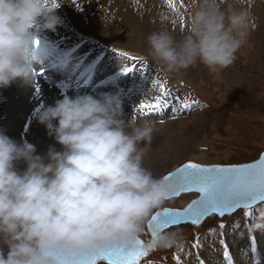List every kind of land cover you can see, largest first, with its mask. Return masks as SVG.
Returning <instances> with one entry per match:
<instances>
[{"label": "clouds", "instance_id": "obj_1", "mask_svg": "<svg viewBox=\"0 0 264 264\" xmlns=\"http://www.w3.org/2000/svg\"><path fill=\"white\" fill-rule=\"evenodd\" d=\"M57 8L45 0H0V89L33 84L42 63L34 30H55ZM251 22L245 0H194L182 37L152 32L148 56L166 73L198 63L219 73L235 63ZM122 116L119 90L64 96L37 115L62 146L59 152L49 148L46 156L0 131V264H55L135 246L153 210L179 184L143 166L141 144L152 142L151 122L130 127ZM21 160L23 172L15 167ZM253 227L264 229V206L255 212ZM155 243L171 248L181 236L158 233Z\"/></svg>", "mask_w": 264, "mask_h": 264}, {"label": "rangeland", "instance_id": "obj_2", "mask_svg": "<svg viewBox=\"0 0 264 264\" xmlns=\"http://www.w3.org/2000/svg\"><path fill=\"white\" fill-rule=\"evenodd\" d=\"M123 1L138 27L124 23L95 0H66L62 5L54 0L60 23L55 30H34L42 63L30 85L32 114L17 118L0 108V131L18 144H33L36 154L46 156L49 144L36 135L30 117L64 96L119 90L124 121L130 127L145 120L152 124V142L141 147L143 166L155 177L186 162L242 166L257 161L264 152V0H245L252 13L247 43L235 63L219 73L199 63L179 73H166L148 56L147 36L152 32L165 30L177 39L182 37L194 0H173L175 11L167 0ZM96 20L98 27L93 24ZM129 30L131 35L123 37ZM127 67L135 70L126 73ZM160 84L167 90L165 107L141 111V104L155 103L164 95ZM4 93L16 101L17 82L0 89V105L8 100ZM185 103L190 106L183 107ZM15 167L23 172L27 165L21 160ZM198 197L197 193L182 194L152 214L162 209L183 210ZM261 206L264 203L252 208L251 215L238 210L222 218L212 215L199 226H172L161 233L178 232L181 243L167 249L153 243L146 226L149 218L138 238L147 252L141 264H264V229L253 227L254 214Z\"/></svg>", "mask_w": 264, "mask_h": 264}, {"label": "snow or ice", "instance_id": "obj_3", "mask_svg": "<svg viewBox=\"0 0 264 264\" xmlns=\"http://www.w3.org/2000/svg\"><path fill=\"white\" fill-rule=\"evenodd\" d=\"M50 0H45L47 5ZM52 6L56 7L54 0ZM167 3L175 11L173 0ZM38 45V41H36ZM135 60L136 58H131ZM125 72H132L135 69L127 67ZM36 75V73H34ZM161 89L162 97H157L155 103L141 104V111L161 110L167 102V90L162 84L158 85ZM190 105L185 103L183 107ZM173 176H178L180 185L175 190L174 196L180 192L195 191L200 194L199 201H193L183 211H172L164 209L162 213H157L151 217L149 227L154 226L155 231H162L170 225L178 224L182 219L191 218L194 225H199L202 218L210 214L223 217L226 213H232L236 209L243 208L246 215H251V209L258 202L264 201V155L258 162L243 166L220 167V166H201L196 163H186L183 167L164 177L165 181L173 180ZM199 204V207L196 205ZM161 217H163L161 219ZM221 229L224 225H220ZM155 234L153 243H155ZM254 250V249H253ZM147 252L143 250V243L137 239L135 246L130 250L111 249L103 251L97 255L80 256L70 259H56L55 264H97V260H107V264H141V258ZM178 259V258H177Z\"/></svg>", "mask_w": 264, "mask_h": 264}, {"label": "bare ground", "instance_id": "obj_4", "mask_svg": "<svg viewBox=\"0 0 264 264\" xmlns=\"http://www.w3.org/2000/svg\"><path fill=\"white\" fill-rule=\"evenodd\" d=\"M95 1H98V3H101L104 8L109 9V12H111L112 14L116 13V16L120 17L124 21V23H128L131 26L138 27L136 20L134 19L133 15L130 13L131 11L128 10V8H127V6H128L127 2L125 3V1H123V0H95ZM58 2H59V4L62 2L65 3L66 0H58ZM68 10H70V9L68 8ZM98 13L100 15L102 14L100 11H98ZM103 14H104V12H103ZM108 18L110 19V21H113V20H111L112 16L110 13H109ZM97 23H99V21H97V20L93 22V24H96V27H98ZM99 27H100V25H99ZM107 27L110 30H114V28H115L112 24H108ZM128 35L129 36L131 35L130 30L127 31L126 33L125 32L123 33V37L128 36ZM17 86H18V95H19L18 99H17L18 101L17 100L14 101V100L10 99L9 97L11 95L10 94L6 95L4 93V97L7 98L8 100H7V102L1 104L0 108L4 109L5 114L7 116L11 115L12 117H17V118H20V116H21L23 119L25 117L29 118L28 116L30 114H32V112H30V105H29L28 101H29V99H31L30 102H34V98L31 96L30 85H25V84H22L20 82H17ZM1 98H2V96L0 95V103L2 100ZM49 106H51V105H49ZM30 119H31V123H33V125H34L33 130L36 133V135L40 139H44V142L46 141L47 144H49V148H55V150L57 152L62 151V146L59 145L55 141L54 136L49 135V132H48L46 125L38 123L39 120L37 119V115H35V117H30ZM11 137L12 136H10L9 138H11ZM12 140H14V139H12Z\"/></svg>", "mask_w": 264, "mask_h": 264}, {"label": "water", "instance_id": "obj_5", "mask_svg": "<svg viewBox=\"0 0 264 264\" xmlns=\"http://www.w3.org/2000/svg\"><path fill=\"white\" fill-rule=\"evenodd\" d=\"M262 155H264V153H262V154L260 155V157H261ZM260 157H259V158H260ZM258 160H259V159H258ZM258 160L255 161L254 163L258 162ZM186 163H192V162H186ZM186 163H184V164H186ZM184 164H183V165H184ZM250 164H252V163H250ZM183 165L179 166L178 168L183 167ZM242 166H243V165H242ZM206 167H211V166H206ZM220 167H232V166H220ZM236 167H239V166H236ZM178 168H176L175 170H173L172 172H170V173H168V174H166V175H169V174H171V173H175L176 170H177ZM166 175H164L163 178H164ZM173 180H175V181L180 185V179H179L178 176H173ZM193 192H195V191H191V192H180L179 195H177V196H173L172 198L179 197L181 194H188V193H193ZM195 193H198V192H195ZM198 194H199V193H198ZM170 199H171V198H170ZM199 199H200V194H199V197H198L197 199L192 200V201H191V202H190V203H189L184 209H186L190 204H192L193 201H199ZM258 203H259V202H258ZM196 207H199V204H197ZM184 209H183V210H184ZM163 210H164V209H162V210H158V211H155V212L151 215V217L154 216V215H156L157 213H162ZM183 210H172V211H183ZM236 210H237V209H236ZM236 210H235V211H236ZM235 211H234V212H235ZM232 213H233V212H232ZM226 214H229V213H226ZM226 214H225V215H226ZM230 214H231V213H230ZM210 215H212V214H210ZM210 215H208V216H210ZM208 216H205L204 218H202L200 224H201V223L204 221V219L207 218ZM217 216H218V217H221V216H219V215H217ZM151 217H150L149 221L147 222V228H148V231L150 232V234H151L152 236H153L154 234H155V236H157L158 233H161L162 231H164L165 229H167V228H169V227H171V226H176V225H180V224H191V225H194V224L191 222V218H189V219H182L178 224L170 225V226L166 227V228H165L164 230H162V231H155L154 226H153L152 228L149 227V223H150V221H151ZM162 218H163V217H161V219H162ZM200 224H199V225H200ZM194 226H197V225H194ZM143 250L146 251V248L144 247V245H143ZM142 258H144V257H142ZM142 258H141V259H142ZM99 261H101V262L107 264V260H100V259H98L97 262H99Z\"/></svg>", "mask_w": 264, "mask_h": 264}]
</instances>
